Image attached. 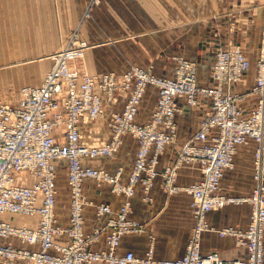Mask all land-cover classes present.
I'll return each instance as SVG.
<instances>
[{"label": "built area", "instance_id": "2783aa9c", "mask_svg": "<svg viewBox=\"0 0 264 264\" xmlns=\"http://www.w3.org/2000/svg\"><path fill=\"white\" fill-rule=\"evenodd\" d=\"M260 1L264 5V0ZM101 2L92 0L93 5ZM88 48L85 41L70 43L51 55V67L39 86L21 89L19 103L0 102V240H13L28 247L0 243V260L26 264H264V186L259 178L264 155V27L256 81L251 90L257 101L246 113L241 106L245 97L233 91L250 69L238 47L217 49L212 81L206 86L198 85L197 66L185 59L177 60L172 78L155 76L150 69L140 67H132L119 77L112 73L81 74L76 63ZM148 87L156 88L157 99L149 120L140 124L137 115ZM120 93H125L126 99L122 110L111 114L110 139L97 147L82 145L81 120L102 119L104 104H111ZM176 97H183L190 107L198 105V97L207 98L211 112L200 120L198 131L183 144L174 163L160 173L159 157L176 138L175 117L180 112L174 105ZM123 135H130L137 145L126 181H122L120 170L110 174L84 164V160L114 157ZM250 141L256 145L254 165L258 184L251 197H226L220 193L223 173L232 168L238 147ZM56 161L66 163L69 195L66 227L60 226L55 216ZM183 164L196 165L202 179L187 187L175 186L177 169ZM24 175L34 181L26 184L19 180ZM160 175L168 193L185 191L191 196L189 207L195 225L184 255L176 260L157 261L152 248L143 258L131 252L119 254L123 236L144 231L143 225L130 219V199L135 188L140 187L145 199L150 200L149 192ZM85 180L106 184L114 195L124 197L105 225L106 250L90 249L105 229L85 231L84 209L88 206L83 192ZM243 202L251 205L247 229L227 227L218 233L232 236L245 246L247 258L226 261L215 252L202 254L200 236L211 230L207 214ZM96 213L109 215L111 209L109 205H100ZM7 216L35 218L37 226H16L6 220ZM56 238H64L66 242H56Z\"/></svg>", "mask_w": 264, "mask_h": 264}, {"label": "crops", "instance_id": "0c3cea01", "mask_svg": "<svg viewBox=\"0 0 264 264\" xmlns=\"http://www.w3.org/2000/svg\"><path fill=\"white\" fill-rule=\"evenodd\" d=\"M4 2L10 5L12 0ZM89 2L90 0H57L59 19L63 23L60 37L67 39L77 30L78 36L90 45L83 63L89 75L112 73L119 77L132 67H140L150 69L155 76L172 78L177 60L185 59L196 64L198 85L206 86L212 81L211 72L217 49L238 47L250 63V69L234 85L233 91L245 97L241 102L245 113L255 105L257 98L251 90L256 81V63L260 55L261 31L264 27V5L260 0H104L98 7H92L84 19ZM9 28L12 29L11 21ZM7 37L13 38V34ZM61 49L62 47H53L52 50H47V54ZM17 52V42L14 40H9L2 46L0 43V63L2 57L8 61L15 60ZM30 67L32 66H27L29 69ZM43 73H40L38 79L32 81L31 78L30 84L26 85L39 86L44 77ZM125 99L126 94L120 93L111 104H104L102 119L89 120L84 117L81 120L79 130L82 145L97 147L110 139L108 122L112 113L122 110ZM156 99V88L148 87L139 106L138 123L143 124L149 120ZM174 105L180 111L175 117L176 138L159 157L157 169L160 173L174 163L183 144L198 131L200 120L211 112L210 102L204 97H198V105L195 107L188 106L183 97H176ZM255 148V143L251 141L238 147L232 168L225 170L221 178L222 195L242 199L251 197L258 184L254 165ZM136 150V141L130 135H123L114 157L84 160V164L110 174L120 170L122 181H126ZM53 166L57 177L66 172L64 161H57ZM262 166L263 172L259 178L264 186V155ZM201 179L202 173L196 165L183 164L177 169L174 184L177 187H187ZM19 180L31 184L33 178L24 175ZM66 190V205L58 203L57 192L55 206L57 223L62 227H66L69 220L67 187ZM83 192L88 202L84 209L86 233L93 229H105L107 221L124 202V197L114 195L108 185L93 180L84 181ZM149 197L150 200H146L142 189L135 188L134 196L130 199V219L143 225L144 231L141 234L123 236L117 252L121 255L131 252L135 257L143 258L152 248L153 257L157 261L181 258L195 225L189 207L191 196L185 191L168 193L160 175L150 190ZM100 205H109L111 213L98 215L96 208ZM250 216L251 205L248 202L209 212L206 220L211 230L201 234L200 252L218 253L226 261L246 259V247L240 245L232 236H220L218 231L227 227L244 231L249 225ZM6 220L16 226H37L35 218L7 216ZM55 241L66 242L64 238H56ZM0 243L28 248L13 240H0ZM262 243L264 250V227ZM107 246L108 231L105 229L98 241L90 245V249L101 251L106 250ZM0 264L26 263H6L0 260Z\"/></svg>", "mask_w": 264, "mask_h": 264}, {"label": "rangeland", "instance_id": "374dc122", "mask_svg": "<svg viewBox=\"0 0 264 264\" xmlns=\"http://www.w3.org/2000/svg\"><path fill=\"white\" fill-rule=\"evenodd\" d=\"M4 1L1 0L0 2V43L2 46L5 42L14 40L17 42L18 52L16 59L13 61L4 60L3 57L1 59L0 102L19 103L20 91L25 87L23 85L30 84L29 80L31 78L32 81L38 79L41 72H44L43 75L45 76L51 67V55L59 52L47 54V50H52L53 47L54 49H60L61 47L64 49L76 40H84L78 36L77 30H74L67 39L60 37L63 23L59 19L57 0H12L10 5ZM100 4L93 5L92 0H90L84 19L92 7H98ZM10 21L12 22V29L9 28ZM79 25H81V22ZM9 34H13V38H8ZM85 42L89 45L87 41ZM83 63L84 57L77 61L76 68L81 74H88L83 67ZM27 66L32 67L29 69ZM65 173H62V176L58 175L56 178L58 203L62 206L66 205L67 201V176Z\"/></svg>", "mask_w": 264, "mask_h": 264}]
</instances>
